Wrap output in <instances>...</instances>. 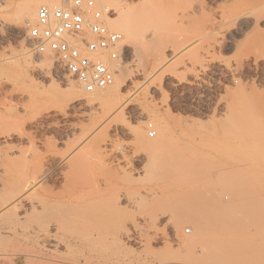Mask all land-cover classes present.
Masks as SVG:
<instances>
[{
	"label": "rangeland",
	"instance_id": "obj_1",
	"mask_svg": "<svg viewBox=\"0 0 264 264\" xmlns=\"http://www.w3.org/2000/svg\"><path fill=\"white\" fill-rule=\"evenodd\" d=\"M18 1L20 0H0V12H1L0 13L1 14L0 15V151H1L0 160L2 158L3 162H6L4 164L2 160L0 161V178L3 179V176L4 179L14 178V175L16 178V176L21 177L22 176L21 174L26 175V178H28V181H30V183L28 182V186L26 187L27 189L26 192H29L27 193V195H29L27 199V208L29 207V210H31L32 202L36 203L40 199L43 200L44 197H45L44 200H46L47 199L46 197H48V193H46L48 192L47 190H50V187L52 188L56 185L59 186V184L62 183L60 182L62 181L61 178L58 177L57 175L52 176L46 174L45 176L40 177V179H38L39 176L37 175L40 174L38 170L39 169L41 170L42 168H46L48 166V162L52 159L53 155H56L58 157L59 155L65 156V153L68 154L72 144L75 143L74 138L76 139L80 138L87 131L88 127L90 129L91 125H95L96 122L101 118V115H104V110L102 111L103 108L99 103L102 101L99 99L98 100L94 99L92 102L89 103L90 105H87L88 102L86 98L93 99L92 94L89 95V93L85 92L80 86V84L76 80H74V78H72L69 74H67L66 71H64L55 62V59L53 60L52 63L45 60L51 57L49 54L44 53L39 56L31 48L27 37L29 30L27 31L18 30L13 25V20L15 19L14 12L16 10L15 8L18 4ZM109 1L110 0H108V2ZM113 1L114 2L116 1V3L124 4L123 6L126 7L129 6L130 8L142 4L144 2H148L151 5V7H153V8L150 7V10L152 11L154 10L155 12H157L155 14L156 16L160 14V16L163 17V19L159 17L155 18V19H161L159 21L158 20L153 21L154 23L157 22L159 29L157 30L158 33L156 32L157 35L154 34V36L153 35L149 36L148 39L149 41L139 38L135 42H130L126 40L127 38H124V40L122 38L121 46H122L123 57L117 69L118 71L116 72V77L120 76L124 79L120 87L119 97L117 98L118 101L116 100L117 105L111 111V118H110L111 120L108 122L109 124L108 123L103 124L105 126L101 124L99 125V127L101 126L100 129L98 128L97 130V133L99 134V135L97 134L98 143L102 144L104 140H107L111 144L109 145L111 147L110 149L114 147L113 150L115 152L113 151L111 157L115 155L114 156L115 158L110 157L111 159L109 158L108 162L107 160H105V162L103 161V163L100 166H98L99 168L98 167L96 169L86 168L85 171L86 173L85 176L87 180L91 177V174L93 173L95 175L94 178L96 177L95 179H97L98 182L100 181L99 185L101 184L100 185L101 189L99 190L100 192L98 198H100L99 201H101L102 207L106 208L108 205H112L107 207V209L111 208L110 209L111 211L112 209L113 210L116 209V212L110 211V213H108L107 215V217H113L116 214L114 216L116 217L114 218L115 221L113 220L115 226L113 225V221H110L109 222L110 228H108L109 224H107L108 225L107 227V225L106 224L104 225V222L102 221L101 224L99 225L101 227L98 226L99 227V228L97 227L98 230L96 229L97 232L95 231V233H98V236L96 237H98L97 241H99L100 243L97 242L96 246L94 245L89 247L87 245L82 246V244H77L75 241L73 242L74 237L71 234L72 230L70 229L67 230V228L61 227L58 230L52 229V231L50 232L47 223L48 219L34 221V219L30 218L32 222L29 219L28 222L27 220L28 217L26 218V216L28 215L26 214V216L24 215L25 217H23L22 219L24 222L26 221L25 222L26 224L24 222H20L17 223L15 226V228L18 227L16 228L17 230L16 229L15 230L19 232L18 234L20 236L17 235V233L15 232L12 233L10 236H7L9 237V239L7 241L4 240L6 242H1L0 264H111V263L112 264H148L149 262L150 264L153 263L167 264L166 262L168 261H169L168 264H185L184 262L186 259L185 256H187L188 258L186 262L190 260L189 262H187L189 264L195 258L194 253L195 255L198 254L201 249V247L199 246L195 247L196 249L198 248L197 250L199 251L193 248V250H196L197 252L196 251L193 252V250H191L193 254L191 255L190 249L188 250L187 248H185L184 245L181 243V241H180L181 243L180 246L179 238L181 237L179 235H181L183 232L185 234L189 233L188 229L190 225H188V223H184L185 225L181 223V226L183 225L182 228L183 232H181V230L179 229L180 227H178L177 225L179 233H176L178 230L174 232L173 231L174 229L170 228L171 222H169L165 218H161L160 216L155 217L156 219L158 217H159L158 219L160 218L161 220L163 219L162 222L161 220L160 221L155 219L149 220L146 217H144L145 215L148 214L147 213L148 209H149L148 212H150L151 211L150 207L152 208V206L155 203H157L158 201L157 197L160 198L159 196L160 194L158 192L159 191L158 186L155 185V183L157 184L159 181L152 182L151 180H149L148 182L147 178L144 179L143 177L145 176L143 174V171H145L144 166L148 162H145L147 160L141 156L142 158H144L142 159L139 156L140 154L138 155L140 146L136 141V139L129 134L125 126L128 127V124L132 126H138L143 130L144 132L143 134L145 136L147 135L153 139L157 136L154 125L161 117H167L169 121L172 122V124L174 122V125L175 124L177 125L178 121L180 122L187 119L190 121L194 120L193 121L194 125L197 123L196 125L201 126V124L204 125L205 123V125H208L207 127L210 128V130H207L210 132H202L204 134V135L201 134L200 137L203 136L202 138L197 136L198 142H201L203 140L204 144L210 143L208 145L206 144V146L210 148L212 147V145H214L213 148H215V145L218 146L216 148H220L219 147L220 144L221 145L228 144L230 148H232L235 145H237V147L243 146L242 148H244L245 146L243 142L240 141V140L244 141L241 133H240L241 138L237 137L239 133L235 134V137L234 135L229 134L231 132L228 133L229 135L226 134L227 132L225 134L217 135L215 128L220 130L219 127H221L222 129V126L224 125L223 120H227V123H229V121L231 122L232 119L234 118V115L232 114H240V113L245 114V112L248 114V112H251L254 108H256L255 106L256 103L258 102V99L259 102L257 104L258 105L262 104L264 106V20H262L263 18H261V20L258 22L255 20L256 18L255 14L257 13V17H261L260 15L264 14V10H262L264 8L260 7L261 8L259 9L260 11H257L258 9L253 10L254 17L252 16V14L251 16H249L250 14H248L247 16L246 14L245 16L247 17L243 15L242 18L235 21V24L233 22L229 25L228 31L226 33V38L224 39L223 42L224 45L222 44L223 46L221 45L220 47L216 46L215 48H210L211 57L214 58L212 60L216 64L210 67L208 73L203 76V80L205 81H203L200 85H189V82L193 80L194 75L199 71V66L196 65L194 62V56L196 55L195 53L198 54V52L195 53L192 52L190 54L186 53L183 55L184 57L177 56V35L178 37H182L188 30H190V26L187 22L180 20L177 21V8L179 7L182 8V6L185 7L188 4H192L194 0H192V2L188 0L187 2L185 1V3L184 0H182L181 2L180 0H122V1L113 0ZM206 1L209 2V3L207 2V7H208L207 12L208 14H210L209 16L211 17L217 15V13H220L221 8L218 7L219 5L222 6L228 4L231 5V3L234 2L233 0H232L233 2L231 0H220L221 2L223 1L222 4L219 0H206ZM50 2H51L50 0L47 1V3ZM5 3L8 4V6L10 5V7H7ZM251 4L253 5V2L250 3V5ZM110 6L113 7L112 5ZM114 9H115V14L113 15V17L117 16L116 8ZM258 12L259 13L261 12V14L259 15ZM3 13L5 14L9 13V14L5 16L3 15ZM13 15H14V19H12ZM110 20L111 18L109 19L110 27L112 29L118 30L121 33L122 31H120L119 28L112 25L110 23ZM256 33L259 35V37L256 35L258 39L257 37H254ZM250 34L253 35V36L251 35L252 38L251 41L249 40L251 38L248 39V37H250ZM247 40H249V45L253 44V42L254 44H256L255 41L253 40H257V43L258 40H260L259 42L260 49L256 50L260 55L259 60L256 63H252V66L242 63L238 71H235L234 74L231 73L226 68L221 69V67L218 65L220 62H224L234 66L237 62L240 63V61L242 62L243 60H246L245 57L247 55L246 49H248L247 47L248 44H243L244 45L243 46L242 43L244 42L247 43ZM238 45L240 46L238 47ZM141 49L146 52L143 51L141 52ZM201 52L202 51H200L199 54H202ZM161 54H163V56L164 54H167L168 64L166 67L167 71L163 75V77H158L157 74H155V68L153 67H156L157 65L156 62L158 63V60H155L156 57H158L159 55L161 56ZM137 58H138V62L140 61V63H138L139 67L142 69V73L140 74H137V72L135 71ZM71 84L75 86L78 94L81 93L75 98L68 97L67 94H65L66 92H64L66 91L67 87H69ZM108 89L109 88L103 89L99 93L101 94H106L107 92L109 93ZM251 95L253 96L252 98L253 100L251 99L252 97ZM230 114H231V118H229ZM235 118L236 121L241 120L239 115L238 116L235 115ZM152 122L154 123V125L145 127V124ZM241 122L237 121V123L239 124ZM197 127L198 126H196V129H198V131H200V128H202V126L200 128ZM196 129L192 128V131ZM214 130L216 133L213 132ZM192 131L190 130V132ZM151 133L154 135L152 136ZM207 134L209 135L208 139H207L208 137ZM215 135H217L218 138L217 136L215 137ZM220 136H222L223 138H221ZM229 136H231L230 138H232L231 139L232 142ZM215 138L219 139L220 141L223 139L225 140V138H228V140L226 139L225 142H223V144L222 142L217 140V142L218 141L219 142L218 144H216ZM175 140H177V138ZM208 140H210V142ZM211 140L213 142H211ZM201 143L199 144L201 145ZM204 144L202 143V145ZM228 146H226L225 148L221 147L222 148L221 150L226 149L227 151V152L221 151L225 153V155H223L224 153L221 154L224 157H222L219 154L220 156L219 158H221L224 161H233L239 156V154L241 156H244L245 154L246 156L249 152H252L251 148H249L248 150V148L246 149L245 147L244 152L246 151V153H244L243 149L241 150V148L239 149L237 147L235 148L233 147L232 149H230ZM53 150L55 151V154H53L54 153ZM51 151L53 152L52 154ZM236 151L238 153L235 154ZM241 151L243 155L239 153ZM232 152L234 155L231 154ZM5 153H7V157ZM39 155L40 156L43 155V156L39 157ZM230 155H233L232 157L233 160H231ZM235 155L236 157L234 159ZM241 156H239L240 159ZM38 157L40 161H38ZM10 158L14 159V162L16 161L18 166L16 165L14 166L13 160L12 161L8 160ZM112 159L114 162L112 161ZM140 159H142V161ZM23 160L24 161L28 160V161L24 162ZM41 161L43 162V164ZM7 162H9L10 165L5 166L6 164H8ZM106 163H108V165ZM44 165H46V167ZM8 166L9 168H6ZM19 166H21V168ZM15 167L17 168L15 169ZM37 167L40 168L37 170ZM113 167L115 170L113 169ZM213 168L214 167L209 168L211 172ZM4 169L7 172L6 174H3L5 173ZM12 170L13 171L15 170L16 172L15 171L12 172ZM33 171H35L34 172L35 174L33 173ZM104 172L105 174L108 172L107 176L104 174ZM122 172L124 175L122 174ZM8 173L11 176L10 175L8 176ZM119 174H120L119 177L122 181L119 180V178H117ZM121 175H123L124 177L127 176V178L132 177V179L134 176V179L137 181V183L136 181L134 182V179L133 180L129 179L131 182L128 181V183L124 180L125 181L124 183L123 176ZM138 175H140L141 178ZM32 176L33 177L37 176L36 177L37 179L33 178ZM103 177L106 178L105 181H103L105 179ZM22 178H25V176ZM173 178L174 177L171 178L169 176V179L165 177V179L163 180L173 181L171 180ZM138 179L139 181L141 180L142 181L139 182ZM32 180L35 182H33ZM105 183L108 185H105ZM44 184L45 187L47 186V188L44 187ZM37 185H40L41 187ZM142 185L146 187H143ZM118 186L119 188L123 186L125 187H123L122 189L120 188L121 189L120 190ZM33 188H35L36 190H32ZM44 189L46 190L44 191ZM154 190L156 192H154ZM181 190L183 191L180 192L179 190V192L177 193L178 194L177 195L178 198L176 197L177 204L178 207L181 204L180 208H182L184 202H186L185 207L187 209L188 198H186L185 194H187L188 192H186L187 191L186 189H181ZM125 191L130 197L129 202H127L124 199V195L126 193ZM128 191H130L131 194ZM149 191H153V192L151 193ZM108 192L110 196H108ZM115 192L117 193L115 194ZM110 193L112 194V196ZM144 193L145 195H141ZM183 194L185 196H183ZM132 195L133 197H131ZM188 195L189 194H187V197ZM30 196L32 198L36 197L38 199L35 198L31 199ZM114 197L116 199H113ZM184 197L186 200L184 199ZM109 199H111V201ZM139 199H141L142 201ZM115 200L117 201L113 202ZM154 200L157 201L153 203ZM147 206L148 209L144 210V207L146 208ZM178 207H177V216L178 214L181 215L182 214L181 212H183V214L186 212L185 207H183L184 210ZM121 209H123L125 213L124 215H126L125 217L122 216L123 219H121L119 215H117L119 212H121L119 213L120 216L122 215L123 211H121ZM143 211L146 212L140 214ZM21 212L24 214L23 210ZM128 216L130 218H126ZM117 219H119L120 221L122 220L121 221L122 223L120 221H117ZM134 219H137L139 223ZM132 220H134V222ZM165 220L168 221L169 224L168 222L165 224ZM111 223L113 226H111ZM179 223L180 222H178V224ZM43 224H45L44 225L45 227L43 226ZM104 226L107 227L104 228L105 230H103ZM143 226L145 229L143 228ZM113 227L114 229L111 230ZM121 227L123 229H121ZM151 227H154L156 229L154 228L152 229ZM100 228L102 231L99 230ZM106 229H109L112 232H110L109 230L107 231ZM184 229L187 231H185ZM47 230L50 232V234H48ZM120 231L124 235H122ZM154 232L155 234L158 233V235H155ZM160 232L162 233L164 232V234H160ZM172 232L177 235L178 240H175L176 239V237L174 236L175 234H173ZM104 233L107 234L106 235L107 237L105 236ZM171 234H173L174 239L172 238ZM183 234L181 235L182 237H188V235L189 236L191 235V232L186 236L185 234L184 235ZM100 235H102L104 241H102L103 238H101ZM111 235H113V237H111ZM162 235L165 238L168 235L167 239H163L164 237ZM25 236L27 237L25 238ZM125 236H128L129 238ZM119 238L121 239L119 240ZM165 240L168 242H164ZM106 241L109 242L110 244L112 243L113 245H109L108 243H106ZM170 241L173 242V244ZM176 243L179 244H177L176 246ZM102 244L103 246L104 245L105 246L100 247L102 246ZM170 244L172 247L170 246ZM107 245H109V247ZM106 246L109 249H106L107 248ZM160 246L163 247V249ZM179 246L181 247V250ZM183 247L186 250H184ZM111 248H113V250H111ZM115 249L118 250L115 251ZM172 249L176 251L175 252L176 254L178 253L179 254L175 255ZM151 250L154 251L152 252ZM159 251L160 253H158ZM183 252H184L183 257L182 256L180 257V255H182ZM190 255L194 258L192 259ZM188 256H190L191 259ZM169 258H171V260ZM177 259L178 261H176ZM192 263L195 264L194 261Z\"/></svg>",
	"mask_w": 264,
	"mask_h": 264
},
{
	"label": "bare ground",
	"instance_id": "obj_2",
	"mask_svg": "<svg viewBox=\"0 0 264 264\" xmlns=\"http://www.w3.org/2000/svg\"><path fill=\"white\" fill-rule=\"evenodd\" d=\"M47 1L48 0H20V1H18V4L15 8L16 10L14 12L15 14L13 13L15 15V19H14V15L12 18V19H14L13 25L18 30H25V31L29 30L32 26L36 25V23H37L36 21H37V13H38L39 7L42 4L47 3ZM181 1L182 0H180V2ZM185 1L187 2L188 0H184V3H185ZM189 1L192 2V0H189ZM233 1H232L233 3H231V5H229V4L223 5V6L219 5L218 7L221 8L220 13H217V15H214L213 17L209 16L210 14H208V12H207V8H208L207 2L208 1H206V0H194V2L192 4H188L187 6L184 5L185 7L182 6V8H180L178 5L179 8H177V21L180 20V21L187 22L190 26V30H188L184 34V36H182V37H178V35H177V56L181 57L186 53L190 54L192 52H194V53L198 52V54L195 53L196 55L194 56V62L196 65L199 66L198 72H200V73L197 72L194 75L193 80L191 82H189V85H200L203 81H205V80H203V76L208 73V71L210 70V67H212L214 64H216L212 60L214 58L211 57L210 48H215L216 46L220 47L223 44L224 39L226 38V33L228 31L229 25L233 22L235 24V21L239 20L240 18L243 17V15L245 16L246 14H247V16H248V14H250L249 16H251V14H252V16L254 17V15H253L254 11L253 10L258 9L257 11H260L259 9L264 8V0H255V1H253V0H233ZM109 2L108 3L110 5H112L113 7L115 6L114 8H116V13H117V16H114L111 18L110 23L112 25H114L115 27L119 28L120 31H122L121 32V35H122L121 38H123V40H124V38H127L126 39L127 41L135 42L139 38H142L143 40L147 41L149 39V36H151V35L154 36V34H156L157 30L159 29V26H158L157 22L154 23L153 21H155V20L159 21L161 19H155V18L159 17V18L163 19V17L160 16V14H158L156 16L155 14L157 12H155L154 10L153 11L150 10L151 5L148 2H144L142 4H139V5L131 7V8L129 6L128 7L123 6L124 4L116 3V1L114 2L113 0H110ZM252 2H253V5L251 4L252 5L251 6L250 3H252ZM11 4H12V2H11ZM181 4H183V3H181ZM6 5H7V7H10V5L9 6H8V4H6ZM208 6H209V4H208ZM7 7H5V8H7ZM151 8H153V7H151ZM262 10H264V9H262ZM7 14H9V13H7ZM7 14L3 13V15H5V16H7ZM258 14L260 15L261 12L260 13L258 12ZM255 15H256L255 20L257 22L260 21L261 18H263L262 20H264V14L260 15L261 17H257V13ZM247 16H245V17H247ZM108 24H109V21H108ZM247 35H248V33H247ZM251 35L252 34H250V37H248V39L251 38ZM256 35L259 37V35L257 33L255 34L254 37H257ZM246 37H245V40H246ZM258 37H257V39H258ZM243 40H244V38H243ZM249 40L251 41L252 38ZM249 40H247V43H245L244 41H243L244 43H242V45L248 44L247 45L248 49H246L247 50V55L245 57L246 60H243L242 62L240 61V63L237 62L234 66L227 64V63H224V62H220L218 65L221 67V69L226 68L231 73L234 74L235 71H238V69L242 63L252 66V63H256L259 60L260 55L256 50L260 49V44H259L260 40H258V43H257V40H253V41H255L256 44H254V42L252 41L253 44H250V45H249ZM234 41H235V39H234ZM121 42H122V39H121ZM225 43H226V41H225ZM239 46L240 45H238V47ZM243 46H242V48H243ZM244 48H246V47H244ZM246 50H245V52H246ZM142 51L143 50L141 49V52ZM200 51H202L201 52L202 54H199ZM143 52H146V51H143ZM139 53H140V50H139ZM43 60H44V58H43ZM45 60L52 63L54 58L51 56L49 59H45ZM155 60H158V63L156 62L157 65L155 64L156 67H153V68H155V74H157L158 77H163V75L167 71V69H166L167 64H168L167 54H164V56H163V54H161V56L159 55L158 57H156ZM180 60H181V58H180ZM138 63H140V61L138 62V58H137V64L136 65L133 64V65H135V67H136L135 71L137 72V74H140V73H142V69L139 67ZM123 79L124 78H122L120 76L116 77V74H115L114 82L110 86L107 87V88H109L108 89L109 93L108 92L106 94L99 93L102 90H97L95 92L89 93V95L92 94L93 99L92 98H86L87 102H88L87 105H90L89 103L92 102L94 99L95 100L96 99L101 100L102 102H99V103H100L101 107L103 108L102 111L104 110V115H101V118L96 122V124L94 122L95 125H91L90 129L88 127L87 131L80 138H78V139L74 138L75 141L74 140L73 141L75 143L72 144L71 148L69 149V152L67 151L68 154L65 153V156L59 155L58 157L56 155H53L52 159L48 162V166L46 167V165H44L46 168H42L40 170L39 169L40 167L39 168L37 167V170L39 169L38 171L40 173L39 175H37V176H39L38 179H40V177H43L46 174H48V175H52V176L57 175L62 180V181H60L62 183L59 184V186L56 185V186L51 188L49 185L50 190H47L48 192H46V193H48V197H46L47 198L46 200H44L45 199V197H44L43 200L40 199L36 203L31 201L32 202L31 203L32 208L30 207L31 210H29V207L27 208V199L29 197V195H27V193H29V192H26L27 191L26 187L28 186V182L30 183V181H28V178H26V175L21 174L22 175L21 177L16 176V178H15V175H14V178L4 179V176H3V179L0 178V244H1V242H6L9 239V237H7V236H10L12 233L16 232L17 235H19L18 234L19 232L16 231L17 230L16 228H18V227L15 228V226L17 223L24 222L22 219L27 214L28 216H26V218L28 217L27 220L29 219L30 221H31V219H34V221L35 220L40 221V220L48 219L47 223H48V227H49L50 232L52 231V229L58 230L61 227L67 228V230L68 229L72 230L71 234L74 237L73 242L75 241L77 244H82V246L87 245L89 247L97 245L96 243L99 242V241H97L98 237H96V236H98V233H95L97 227L101 224L102 221L104 222V225L109 224L110 221H113L114 218H116V217H114L116 214L113 217H107L108 213H110V211H111L110 210L111 208L107 209V207L112 206V205H108L106 208L102 207L101 201H99L100 198H98L99 192H100L99 190L101 189L100 188L101 184L99 185L100 181L98 182V180L95 179L96 177L94 178L95 175L93 173L91 174L92 178L90 177L87 180L86 176H85L86 175L85 171H86V168H95L96 169L98 166H100L103 163V161L105 162V160H107V162H108V159L113 154V151H114L113 148L114 147L112 149H110L111 147L109 145H111V144L107 140H104V142L102 144L98 143L97 130H98V128L100 129V127H101V126L99 127V125L106 124L111 120L110 119L111 118V111L117 105V101H118L117 98L119 97L120 87H121ZM64 92H66L65 94H67V96L70 98H75L76 96L81 94V93L80 94L77 93V89L75 88V86L73 84H71L69 87H67L66 91H64ZM252 98H253V96L251 97V99ZM256 101H254V102H256ZM258 102H259V99H258ZM257 103L255 106L256 108H254L253 110L251 109L252 110L251 112H248V110H247L248 114L246 112H245V114L240 113L242 115L232 114V115H234V118L231 121L232 123L229 121V123H230L229 124V123H227V120H223L224 125L222 126V129H221V127H219L220 130L215 128L217 135L225 134L227 132L226 133L227 135L232 134L235 137V134L239 133L240 136L238 135L237 137L241 138V134H242L244 141H242V140H240V141L243 142L246 149L248 148V150H249V148H251L252 152H249L246 156H245V154H244V156H241L239 154V156H241V159L239 158L238 155H237L238 157L235 159V157H236V155H235L234 156L235 160H233L232 157L234 154L232 152L231 154H233V155H230V156H231V160H233V161H224L221 158H219L220 157L219 154L221 155L222 153H224L221 151H226V149H224V148L226 146H228V144L225 145V144H223V142H225L226 139L228 140V138H225V140L223 139L224 141L223 140L220 141L219 139L215 138L216 142L215 141L214 142L216 144H218L219 141L222 142L223 145H221L219 143L220 148H216V147H218L216 145H215V148H213L214 145H212V147L210 148V147L206 146V144L208 145L210 143L204 144V142L202 140L201 142L204 144V145H202L201 142L197 141V136L200 137L201 134H203L202 132H210V131H207V130H210V128L207 127L208 125H205V123H204L205 126L203 124H201L202 128H200L201 126L196 125L197 123L194 125V122H193L194 120L190 121L187 119V120L180 121V122L178 121L177 125L176 124L174 125V122L172 124V122L169 121V119L167 117H161L158 119V121L155 125L153 122L145 124V127H149L151 125L155 126V131H156L157 136L153 139L147 135L145 136L143 134L144 133L143 130L141 128H139L138 126H132L130 124H128V127L125 126V128L129 132V134L132 135L136 139V141L138 142V144L140 146L139 153L137 152L138 155L140 154L139 156L144 157L147 160L145 162H148L144 166L145 167V171H143V174L145 175V176H143L144 179L147 178L148 182H149V180H151L152 182L153 181H156V182L159 181L157 184L155 183V185L158 186V189H159L158 192L160 194L159 195L160 198L157 197V199H158V201L156 200L157 203H155L156 201L154 200V202H153V203H155L154 205L151 203L153 206L150 204L153 208L152 209L149 206L150 210H151L150 212H148L149 211L148 206L146 208L144 207V210L148 209L147 213L149 214V216L147 214L144 217H146L149 220L155 219V220H159V221L161 220V218H165L166 220L171 222L170 228L174 229L173 230L174 232H176L178 230V227H180L179 229L181 230V232H183L182 231L183 225L181 226V223L182 224L188 223V225H190L188 232L189 233L191 232V235L189 236L188 235L189 233L185 234L183 232L185 234V236L188 235V237H182L181 235L183 233L182 234L180 233L181 235H179V236L181 238H179V237L178 238H179V243L181 241V243L184 245V247L187 248L188 250L190 249V251L193 250V248L196 249L195 247H197V246L201 247L200 251L197 250L198 248L196 249L197 251H199V253L196 255L194 253L195 258L191 256V255H193L192 251L190 253L191 254L190 256L192 257V259L194 258V260H192V262L194 261L195 264H197V263L198 264H204V263L205 264H207V263L208 264H264V106L262 104L258 105ZM250 104H252V103H250ZM246 107H247V105H246ZM63 111H64V109H63ZM63 111H61V112H63ZM105 111H106V113H105ZM234 113H235V111H234ZM235 115H237V116L239 115V117L241 119L240 121L237 120L238 122H241V121H243V122H241L240 124L237 123ZM229 118H231V114H230ZM228 120H231V119H228ZM103 126H105V125H103ZM196 126H198L197 128H200V131H198V129H196ZM192 128L193 129L195 128L196 130L192 131ZM190 130L192 132H190ZM215 130L213 132H215ZM229 132H231V133H229ZM209 135H208L207 139L209 138ZM217 135H215V137ZM205 136H204V138H205ZM222 136H220V137L223 138ZM202 137H200V138H202ZM230 137L231 136H229V138ZM176 138H177V140H175ZM217 138H218V136H217ZM231 139L232 138H230V140ZM233 139H235V138H233ZM217 140H219V141L217 142ZM208 141L210 142V140H208ZM211 142H213V141L211 140ZM231 142H232V140H231ZM199 143H201L202 146ZM215 143H213V144H215ZM226 143H227V141H226ZM238 145H239V143H238ZM209 146H211V145H209ZM221 147H224L223 148L224 150H221L222 149ZM228 147L230 148V146H228ZM233 147L235 148V147H237V145H235ZM242 147H237V148H239V149L241 148V150L243 149V152H244L245 147L244 148H242ZM232 148H230V149H232ZM228 151H229V149H228ZM232 151H234V150H232ZM53 152L51 151V154L52 153L55 154L54 150H53ZM0 153H1V151H0ZM236 153H238V152L236 151L235 154ZM239 153L242 154V151ZM244 153H246V151ZM5 154L7 157V153H5ZM56 154H57V152H56ZM18 155H20V154H18ZM223 155H225V153ZM42 156L39 155V157H42ZM114 156L111 158H115ZM226 156H228V155H226ZM39 157H38V161H40ZM222 157H224V156H222ZM20 158H22V157H20ZM144 158H142V159H144ZM35 159H37V158H35ZM142 159H140V160L142 161ZM1 160H2V158H1ZM8 160H11V161L13 160L14 166L15 165L18 166L17 162L16 161L14 162V159L10 158ZM28 160H25V161H28ZM227 160H228V157H227ZM112 161H113V159H112ZM2 162H3V160H2ZM9 162H7L8 164H6L5 166L10 165ZM110 162H111V160H110ZM3 163L5 164L6 162H3ZM21 163H23V162H21ZM42 164H43V162H42ZM106 164L108 165V163H106ZM116 166H117V164H116ZM19 167L21 168V166H19ZM210 167H214L212 172L209 169ZM6 168H9V166ZM16 168L17 167H15V169ZM107 169H105V170H107ZM113 169H114V167H113ZM34 170H36V169H34ZM14 171L12 170V172H14ZM25 172H22V173H25ZM34 172L35 171H33V173ZM6 173L7 172L5 170V173H3V174H6ZM9 173H8V176L11 174V173L10 174ZM107 173L105 174V172H104V174L106 176H107ZM122 174H123V172H122ZM123 175H121V176H123ZM140 175H138V176H140ZM24 176H25V178H22ZM119 176H120V174L118 175L117 178H119V180H121ZM141 176H140V178H141ZM169 176L171 178L174 177L173 179H171L173 181H166V180L164 181L163 180V179H165V177H167V179H169ZM213 176L215 177V179ZM36 177H33V178H36ZM103 178H105V177H103ZM36 179H34V180H36ZM129 179L131 180L132 177L127 178V176L126 177L123 176V182L124 183H125V181L128 183V181H130ZM133 179H134V176H133ZM139 179H138V181H139ZM105 180H106V178L103 181H105ZM113 181H114V178H113ZM135 181L136 180L134 179V182ZM141 181H139V182H141ZM33 182H35V181H33ZM132 183H133V181H132ZM136 183H137V181H136ZM29 185H31V184H29ZM46 185H48V184H46ZM105 185H108V184L105 183ZM116 185H117V183H116ZM147 185H150V184H147ZM37 186H40V185H37ZM120 186H122V185H120ZM127 186H128V184H127ZM44 187H45V184H44ZM123 187H125V186H123ZM123 187H120V188L122 189ZM143 187H146V186H143ZM45 188H47V186ZM112 188H114V187H112ZM118 188H119V186H118ZM154 188H156V187H154ZM181 189H186L187 190L186 192H188L187 194H189L188 197H187V194H185L186 198H188L187 209L185 207L186 202H184V205L183 204L182 205H183V207H185L186 212L184 214H183V212H181L182 214L181 215L178 214V216H177L178 204H177L176 199L178 198L177 193L179 192V190H180V192L183 191ZM32 190H36V189L33 188ZM32 190H31V192H32ZM45 190L46 189H44V191ZM110 190H112V189H110ZM116 190H118V189H116ZM128 192H130V191H128ZM149 192L152 193L153 191H149ZM154 192H156V191L154 190ZM116 193L117 192H115V194ZM130 194H131V192H130ZM141 195H145V193L141 194ZM185 195L183 194V196H185ZM31 196H30L31 199H33V198L38 199L36 197L32 198ZM108 196H110L109 192H108ZM111 196H112V194H111ZM116 197H118V196H116ZM131 197H133V195ZM109 198H112V197H109ZM113 199H116V198L114 197ZM124 199L127 202L130 201V197L128 196L127 192L124 195ZM184 199H185V197H184ZM109 200L111 201V199H109ZM139 200H141V199H139ZM185 200H183V201H185ZM116 201L117 200H115L113 202H116ZM141 201H139V202H141ZM143 203H145V202H143ZM120 204H122V203H120ZM138 204H141V203H138ZM180 207H181V204L178 208H180ZM183 207L180 209H183ZM121 208H123V207H121ZM127 209H129V208H127ZM180 209H179V211H180ZM22 210H23L24 214L21 212ZM121 211H123V209H121ZM130 211H132V210H130ZM111 212H116V209L115 210L112 209ZM145 212L143 211L140 214L145 213ZM119 213H121V212H119ZM119 213L117 215H119V217L121 219H123L122 216H124V217L126 216V215H124L125 214L124 211H123L121 216ZM105 214H106V216H105ZM111 214H113V213H111ZM157 216H160L161 218L158 219L159 218L158 217L156 219L155 217H157ZM117 218H118V216H117ZM126 218H130V217L128 216ZM29 220H28V222H29ZM134 220L137 221V219H134ZM134 220H132V221L134 222ZM166 220H165V224L168 222ZM114 221H113V225H114ZM117 221H120V220L117 219ZM141 222H142V220H141ZM169 222H168V224H169ZM178 222H180V223L178 224ZM123 223H124V221H123ZM138 223H136V224H138ZM45 224H43V226ZM113 225L111 223V226H113ZM177 225H178V227H177ZM99 227H101V226H99ZM107 227H108V225H107ZM107 227L104 226L103 230H105L104 228H107ZM159 227H161V226H159ZM46 228H47V226H46ZM108 228H110V224H109ZM143 228H144V226H143ZM151 228L153 229L154 227H151ZM187 228H188V226H187ZM113 229H114V227L111 230H113ZM121 229H123V228L121 227ZM125 229H126V227H125ZM154 229H156V228H154ZM99 230H101V228ZM106 230L108 231L109 229H106ZM111 230H109V231L112 232ZM49 231H48V234H50ZM185 231H187V230H185ZM122 232H123V230H122ZM122 232H121V234H122ZM135 233H136V231H135ZM176 233H179V230ZM95 234H97V235H95ZM99 234H102V233H99ZM154 234H155V232H154ZM160 234H164V232L163 233L160 232ZM173 234H175V233H173ZM173 234H171L172 238H173ZM23 235H24V233H23ZM106 235L107 234H105V236ZM122 235H124V234H122ZM126 235H128V234H126ZM138 235H139V233H138ZM138 235H136V236H138ZM155 235H158V233ZM128 236H130V235H128ZM128 236H125V237H128ZM174 236L176 237L175 240H178L177 235L175 234ZM26 237L27 236H25V238ZM100 237L103 238L102 235H100ZM111 237H113V235H111ZM155 237H157V236H155ZM167 237H168V235H167ZM167 237L166 238L164 237L163 239H167ZM116 239H118V238H116ZM120 239L121 238H119V240ZM4 240H6V241H4ZM102 241H104V238L102 239ZM107 241H108V239H107ZM107 241H106V243H108L109 245H113L112 243L110 244ZM122 241H124V240H122ZM164 242H168V241L165 240ZM171 243L173 244V242H171ZM179 243H176V246ZM181 243H180V246H181ZM109 245H107V246L109 247ZM104 246L102 244V246H100V247H104ZM170 246H171V244H170ZM108 247L106 249H109ZM184 247H183V249L186 250ZM161 248L163 249V247H161ZM118 249H115V251ZM111 250H113V248H111ZM168 250H170V249H168ZM180 250H181V247H180ZM196 250H193V252ZM173 252L175 253L176 251L173 250ZM184 252L182 253V255H180V257L181 256L183 257ZM110 253H112V252H110ZM158 253H160V251ZM113 254H114V252H113ZM178 254L175 253V255H178ZM190 256H188V257H190ZM185 257H186V259L184 262H185V264H188L187 262H189L190 260L186 262V260L188 258H187V256H185ZM191 257H190V259H191ZM174 258H175V256H174ZM178 258H179V256H178ZM163 259H164V257H163ZM169 259L171 260V258H169ZM182 260H183V258H182ZM160 261H158V262H160ZM176 261H178V259ZM168 262H166V263L168 264ZM192 262H190L189 264H191ZM148 264H150V262Z\"/></svg>",
	"mask_w": 264,
	"mask_h": 264
},
{
	"label": "built area",
	"instance_id": "obj_3",
	"mask_svg": "<svg viewBox=\"0 0 264 264\" xmlns=\"http://www.w3.org/2000/svg\"><path fill=\"white\" fill-rule=\"evenodd\" d=\"M114 14L108 0H51L39 7L27 37L36 54L51 55L92 93L114 82L123 57L122 35L108 24Z\"/></svg>",
	"mask_w": 264,
	"mask_h": 264
}]
</instances>
